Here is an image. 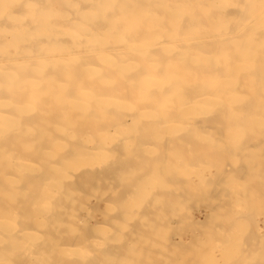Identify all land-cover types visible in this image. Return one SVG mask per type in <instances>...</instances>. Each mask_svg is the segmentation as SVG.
Returning <instances> with one entry per match:
<instances>
[{
  "label": "bare ground",
  "instance_id": "obj_1",
  "mask_svg": "<svg viewBox=\"0 0 264 264\" xmlns=\"http://www.w3.org/2000/svg\"><path fill=\"white\" fill-rule=\"evenodd\" d=\"M243 10L241 12H243ZM260 10L250 15L248 14V18H246V20L244 21L237 20L238 27H233L234 29L232 28V26H234L236 23H230L229 26L232 29H230L229 32L222 31L219 33H210L207 29V32L205 31L204 35H200L199 37L180 36L173 39L164 37L162 39H156L154 42L151 41L155 45V48L154 46L152 47L154 50L152 49V51H149L148 45V50H146L149 52L147 54L143 53L147 56L145 57L147 58V61L145 60L144 56L142 57L143 60H140L141 58H138L139 56L136 53L138 49L143 50L146 48L147 45L142 46L141 43H138L139 45L141 44V46H135V44H133V47L132 44H130L131 48L129 49H126V46H99L96 44L95 46L89 47V49L94 51L88 52L90 56L92 55L91 57H89L88 54V58H85L83 56L85 54L83 53L91 50H85L83 47H77L78 49H74L73 52H70L66 55L57 54V56L55 55L56 57L53 55L54 58H50L49 56L42 53L41 55H38L36 53L32 56L20 55L22 57L20 60H15V58L14 60H12L10 58H7L6 56L4 59H1L4 60V62L2 61L3 63L0 64V264H113V257L117 258V264H152L153 260L152 262L150 260L153 258H151V256H153L152 254H150V258L147 256L150 260H148L150 263L148 261L146 262V260H143L146 256V252L143 255V248L147 249V247L145 246H132L128 249V254L130 253L132 256L133 254L139 255H134V257H138V259H140L141 261H137L136 258V260L133 259L132 257H130L131 255L128 254H125V256L127 255L125 259L123 257L124 255L121 257L117 256V254H113L115 256H112L111 253L113 251H116L117 249V251L120 250L119 248H115L120 245L118 244L119 242L116 243V245H118L115 247L113 246L114 243H111L113 241L112 235L116 237V235H114L113 233H117L118 231V229L116 231V228H112L115 225V218H111L113 221H111V224L109 223V225H113L111 228L113 230L115 229L114 232L110 230L112 235L107 234L111 237L108 236V238H106L107 236L103 232L104 238L102 237L103 240L100 241L101 246H98V242L101 238L99 239V234L97 235V231L91 223L95 214V212L93 214L92 211L93 205H84L82 203V196L85 197V193L90 192L91 196L94 195L97 199L96 202L103 199L110 204L115 201L119 204H123L122 206L119 205L122 212H124L121 213V215L124 214V216H127L128 210L130 209L129 202H131L132 199L140 197L144 194H152V200L144 197V195L141 202L144 201L146 202V204H148L155 201L154 204H156L157 206L154 204H144L143 206V203H139L143 206L140 207V210L144 211L140 214V216H138V218L141 220V222L143 221V223L145 219H149V217H147L148 215H146L147 210L150 211L153 209H157L160 211L161 209H165V212L166 210H170L172 212L173 216H171L173 218H178L177 211H179V209H183V211L184 209H189V211H186L187 214H189L192 206L189 207L185 206L186 204H182L186 202L190 203V201L195 198L194 195L196 193L200 194V192L198 191L200 189L194 191L193 188L195 189V187H192V175L193 173H195V171L193 170V158L196 154V157L198 155L200 156V158L203 156V160H207L204 169H206L211 176H213L214 173L213 169H218V173L220 172L219 176L221 175V178H219L217 173L216 177L218 179H223L222 181H225L226 177L228 179H231L227 182H230L228 186L229 188L227 187L229 190L226 188V185L225 188L227 189V191H221L219 189V192L221 191V193H229L230 195L233 194L234 196H236L235 200L233 201L234 205L232 204L231 207H222L221 205V208L219 210L220 213L218 214L224 215L229 210L228 217L225 216L226 218H224V216L222 215L218 216L223 217L222 222H225L223 224L225 226L226 224H229L231 228L233 226L240 227V225L242 226L243 224L246 228L248 226L250 227L251 225H253L254 227L255 224L258 225V223L252 224L256 222V220L254 221V219L252 218V220H250L249 215H251L253 212L251 211V214L249 212L251 209L253 210L254 207L250 206L252 203H247L249 202V199H244L245 207H247V212L243 210L241 211L242 207H240V205L238 206L237 203L241 202V195L243 193H246V195L248 196L249 193L247 194V189L250 188H247L248 185L245 186L243 184L245 186V189L242 186L241 187L243 189H239V181L242 180L248 183L247 180L249 179L252 180V182L249 184H252L253 182L256 183V181H253L252 178L255 179L258 174L255 175L256 177H253L254 175H252L251 179L250 175L253 174L252 172L254 169L259 170V168L264 163V9ZM14 12H17V10ZM177 12L179 11L177 10ZM90 13L91 12H89V14ZM205 22L207 24L206 20ZM195 32L197 31L195 30ZM33 33L36 35L35 32ZM188 34L189 33H187V35ZM225 41H228L229 43H225ZM146 43L148 42H145L144 45ZM128 50H136L133 53H136L135 56L137 57V59L131 55L133 54L131 51L130 54H127L129 52ZM74 55V58H76V56L79 58V55H82L80 59L84 58L79 62L78 60H76L78 63V65H76L78 67H81V69L82 67L86 69L89 65L92 64L94 66V63L96 62L91 63V61L93 60L105 62L107 66L98 62V64H95V66H99V64H101L102 68H105L103 66H106L105 69L108 76L105 74V71H102V77L99 76L101 75L100 73L98 75V77L100 78L97 77L98 81L96 79L95 81L97 82H95L92 78H96V76H93L89 79L85 78L87 76H83L84 74H86V72L82 71L84 69L79 70V68L76 67V69H71H75L74 71L70 70V72L65 68L64 64H61L59 68H56V66L58 67V63L60 64L64 60L69 62L68 60L72 59ZM129 55H131V57L137 62H140V64H142L141 61H143L144 63L148 62L146 64V67L143 64L142 65L144 68H135L136 65L134 67L129 66V57H127ZM85 56H87V54ZM124 57H126L127 60L123 59ZM86 59H88V61H86ZM5 60H7L6 63ZM70 63L68 65H66V63L65 65L74 66L72 62ZM62 65L64 66V69L61 67ZM147 65L152 66L154 69L146 71L145 68L148 67ZM108 71H111V76L108 74ZM113 73L115 74L113 75ZM82 77H84L85 80ZM108 79H110L112 83H110L111 85L108 87V89H103L104 91L107 90L108 92L101 93L103 91L101 89V86L104 84L106 85V81ZM85 83H88V86H86ZM98 83L100 84V86L98 85ZM228 84H232L236 92L234 90V92L232 93L231 91L233 90L231 89L233 88L232 86L230 88V85ZM137 88L143 89V91H139V94L142 96L136 94ZM99 89L100 91H102L96 92ZM110 90L111 94L116 91L117 94H121V91H124L126 95L130 96L131 98H135V96L137 98L141 97L142 100L139 99L141 101L138 100L139 102H137L138 105H141L139 107L136 105V103H134L135 101H133L136 98L133 100H131L130 97L126 98H129L128 100L130 101V105L133 103L134 107L136 105L140 109H138L137 107L136 109H134L133 106H130L129 103H127L129 107L133 108H130L131 111L136 110L135 112L132 111V114L128 113L129 107H126L125 105L126 99L125 101H123V103L119 102V100L118 102H116V97H118L119 99L123 97V95L122 97H119L121 95L118 96L116 93H114L116 94V96H111L110 94L111 97L109 98L111 99L112 97H115L113 100H116V103L113 100V102L111 100L109 102L107 100L108 97H105L107 101L98 100V97H104L105 95H107V93L109 94ZM228 90L230 92H227ZM125 93L123 94L126 97ZM83 97L87 99H96L97 97L98 99L97 101H85L82 99ZM183 98H185V100H183ZM99 104H101V106H98ZM110 105L114 107H110ZM123 105L125 109H122ZM126 108H128L127 112ZM52 130H54V133ZM55 132H57V135L59 133L60 134L57 136ZM178 148L186 149V153L177 156L180 157V160L185 161L184 164H182L184 166V173L182 174L183 178L178 176L179 173L177 171V168L179 167L176 164L177 161L172 162L171 159L175 157L174 151ZM209 150L214 151V153L210 151L211 153H213L212 155H214V157L219 155V158H216H222V160H225V156H223V158L222 155H226L228 153V155H230L226 157L228 158L231 155L234 156L236 163L228 165V162L231 163V161H228L229 158L228 160L226 158L228 162L226 161L227 163H223L227 165V167H225L224 165L219 167L218 165L222 164V160L220 164H217V159L216 162L213 160L209 161V157L211 156L206 153ZM241 150L244 151L242 152ZM15 151H19L16 154L14 153L15 158L17 157V163L10 160L11 157L14 156L13 152ZM10 155L11 157L9 159L8 156ZM129 155L134 157L132 161H135V159L139 161V166L138 162L135 161V163H137L136 166L139 168V172H137L136 175H126L124 172V170L128 169V167L126 166L127 161L131 160V156ZM232 156L230 158H232ZM243 158H249L253 160L251 162V160L247 159V172L242 169L243 167L245 169L244 165H246L241 162ZM249 161L252 164L255 161V164L251 166L252 168L248 166L250 165ZM130 163L132 162L130 161ZM199 163L203 162L199 159ZM260 164L261 166L258 167ZM200 166L202 167L203 165ZM232 166L235 169H233ZM133 170L130 171L133 172ZM242 170L245 172H243ZM256 170H254V172ZM256 173L258 172H255V174ZM261 174H264V172ZM202 175L199 174L200 177ZM243 177H245V180H243ZM43 178H47L46 182H50V184H52L54 188L51 189V187L49 186H45V189H43L42 187V190H40L41 188H37V191L36 189L34 191V194L35 192L37 194H35L36 196H34V194H31V192L34 190L33 186L38 185L36 182L40 180L41 182L38 183L40 185L41 183L42 185H45L43 184ZM116 178H118L117 182L119 181L121 186L120 184L115 185V183L113 182V180ZM218 179L217 181H220L221 183L222 181ZM233 180H235L234 182H237L236 186H233ZM262 181L263 180H261L260 182ZM214 182L215 181L213 180V183L210 182L211 184H207L212 185L214 184ZM216 182L215 184H217ZM198 183L200 184V182ZM224 184H226V182ZM259 184L260 183H258V185ZM149 186H151L153 189L157 188V190H147V187ZM215 186L216 185H214V187ZM261 186L262 184L260 185V187ZM98 188L100 189L98 190ZM202 188H204V186ZM148 189H150V187ZM255 189L256 187L254 186V190ZM251 190L252 189H250L249 191L252 194L253 190ZM193 191L195 193L194 195H192L194 196L193 199H191L190 195L193 193ZM205 192L203 193V190L201 191L202 194H205ZM208 192L209 195L213 192L214 196H218L221 194L218 193V191L216 192L213 188H211V190H209ZM215 192L218 194H216ZM262 192L264 193V190ZM213 193L211 194V196L213 195ZM28 194H31L33 197L27 199V196H29ZM176 194H178V196H181V198H184V202L181 199H177L176 196L174 198V195ZM197 194L196 196H199V199L203 197L202 194L201 198L200 195ZM206 194L208 195V193ZM251 194H249V197H251L252 199V196L256 195L257 193H253V195ZM87 195L86 197L88 198ZM217 196L215 198H219L220 200V197ZM90 197L88 198V200H91L92 197ZM260 197L262 196L260 195ZM253 198L257 197L255 196ZM175 200H179V202H174ZM213 200L211 202L212 204ZM219 200H217L218 206L216 205L218 208ZM196 201L197 200H195V202ZM206 201L210 202V200ZM94 203L92 202V204ZM161 203H164L165 205L158 206V204ZM175 203H179L180 205H176ZM197 203H199V201H197ZM193 204H195L194 206H196V203L193 202ZM202 204L204 205L200 204L198 207H196L198 210V214L197 216H195V218L198 220L212 218L209 224L212 225L213 222V227H216L214 226V224H216V221L214 220H218L219 218L215 217L213 219L214 216L210 218L209 211H216L217 208L215 207V210L213 208V205L208 206V203L206 202H202ZM228 204L229 203H227L226 205L228 206ZM255 204V208L258 207ZM119 206H116V208L118 207L119 209ZM245 207L244 209H246ZM249 207H251L250 210ZM116 208L114 207V209ZM262 209L264 208L262 207ZM106 212L108 214V211ZM112 213L113 212L109 211V214ZM133 213L134 212H132V215L135 214ZM262 214L264 213L262 212ZM112 215L116 216L115 221L117 220V223L121 222V220L118 221L121 217L122 220L125 221L124 216L120 217L119 213L118 215L115 213ZM132 215L131 217H134ZM253 215H256V213L252 214L251 217ZM107 216L108 215H106V217ZM117 216H119V219ZM172 217H169L168 219H172ZM138 218L135 220H139ZM163 220L165 219H162V221ZM180 220H177V223ZM220 220L219 223H222L220 222ZM95 222L97 223V221ZM137 222L141 223L139 221ZM133 224L134 225L130 223V225L135 228V221L133 222ZM191 224L193 225L194 223ZM196 224H199L198 221ZM118 225L116 224V227H119ZM123 225H126V223L124 224L123 222ZM139 225L140 224H138V226ZM179 225L180 224H177V229L180 228ZM163 226H165V224ZM181 226L183 227V223ZM152 227H154L155 229V226ZM199 227L201 228L202 226L199 224ZM129 228H127V230H129ZM185 228L187 229V227ZM209 228L210 227H208V229ZM246 228L244 232L250 236V234H248L249 228ZM122 229H119V231H124ZM135 229H139H137V225ZM208 229L205 228L204 230L206 232L204 231V233L212 231L210 229L208 231ZM239 229L240 228H238V232ZM140 230L138 231L139 233ZM173 230H175V228L172 229V231ZM179 230L181 231L182 228ZM225 230V227L222 226L221 232ZM247 230L248 232H246ZM187 231L188 230H186L185 233ZM240 231H242V229ZM250 231L253 232L251 230V227ZM244 232H242V234L245 235ZM167 233L170 234L169 230ZM190 233L193 232L190 231ZM100 234L102 235L101 232ZM123 234H121V237ZM130 234L131 232L129 233V238L131 240V238H133L134 236H131ZM140 234L142 236V233ZM224 234L226 233L224 232L223 235ZM150 235H152V232H150ZM181 236L180 238L183 239L184 237L182 238ZM240 237L241 236H239L237 240L235 239L236 242ZM158 238H160V236ZM244 238L247 239L248 236H245ZM256 238L257 237H255V240L254 238L251 240H253L254 242L258 241L259 239L261 240V238H259L258 240H256ZM230 239L228 240L232 243L233 240ZM242 239L243 238H240V241L238 243H241ZM245 239L242 242L246 241ZM191 240H193V238ZM225 240H227V238H222V240H220L222 241V243L218 247H222L221 252H223L224 249H226V251H229V249L232 250V246H227V242H224ZM164 241L167 242V240ZM179 241L181 240L179 239ZM208 241H206V243ZM247 241L250 242L249 239H247ZM247 241L246 244H244L245 242L242 244L241 249L239 247L241 251H244L243 245L246 246L245 249H247L249 245L252 246L253 243L249 244L247 243ZM151 243L154 244L153 241ZM164 243L165 242H163L162 244ZM231 243L228 244L231 245ZM202 244H204V242ZM232 244H235V242ZM237 244H235V246H237ZM192 245L193 244H191V246ZM157 246H159V243ZM174 246L177 247L178 245L176 244ZM188 246L189 244L187 245V247ZM225 246L230 248L227 249L225 248ZM252 247L249 248L253 249L255 248V245L253 248ZM123 248L121 247L122 250ZM150 248L148 247L149 250ZM172 248L171 251L174 250L176 254L177 252L175 248ZM198 248L200 249V246H198ZM177 249L179 250V248ZM236 249L238 248H235V250ZM161 250L164 251L162 248ZM167 251L169 254H171V252H169L170 249L166 250V252ZM161 252H157L159 256L160 254H162ZM236 252H232L231 254H236ZM147 253H150V251ZM168 253H166V256ZM182 253H180V255ZM238 253L236 255L239 256ZM189 254L191 253H188V255ZM252 254H247L245 256L251 258L252 261L254 259L256 260L257 257H264V255H260V253L254 255ZM186 255H184V257H186ZM212 255L213 254L208 256ZM159 256L157 255V257ZM162 256L166 257L165 254ZM212 257H215V255H213ZM231 258L232 257H230V261L232 260ZM198 259L199 258L197 255V257L194 258L195 261H193L195 263H198ZM222 259L223 260L221 261L225 263V260H227L228 258L226 259L222 257ZM251 259H248V261H251ZM155 260L154 263H156ZM170 260L169 262H173V259L171 261ZM236 261L237 260H232V262ZM254 261L250 262V264H258L257 261ZM167 262H165V264H167ZM232 262L229 263L232 264ZM237 262L239 263L236 264L242 263V261ZM218 263L219 262H217V264ZM198 264H200V262Z\"/></svg>",
  "mask_w": 264,
  "mask_h": 264
},
{
  "label": "rangeland",
  "instance_id": "obj_2",
  "mask_svg": "<svg viewBox=\"0 0 264 264\" xmlns=\"http://www.w3.org/2000/svg\"><path fill=\"white\" fill-rule=\"evenodd\" d=\"M230 3H228V2ZM262 1V2H261ZM81 2H83V3H81ZM88 2V3H87ZM232 2V3H231ZM60 3V4H59ZM252 3V4H251ZM22 4H23V6L25 7H23L22 6ZM232 4V5H231ZM238 4V5H237ZM100 5V6H99ZM181 5V6H180ZM234 5V6H233ZM101 6H102V8H101ZM116 6V7H115ZM222 6V7H221ZM239 8H238V7ZM246 6H248V7H246ZM250 6V7H249ZM230 7V8H229ZM23 8V9H22ZM68 8V9H67ZM247 8V9H246ZM238 9V10H237ZM244 9V10H243ZM260 9H264V0H82V1H80V0H44V2H43V0H0V34H4V35H0V64L1 63H3L4 62V60H1V59H4L5 58V56L7 57V58H10V59H12V60H14V58H15V60H20L22 57L21 56H32V55H34V54H40L41 55V53L42 54H45V55H47V56H49L50 58H52L53 57V55L55 56H57V54H59V55H66V54H68V53H70V52H73L74 51V49H78L79 47H83L85 50H91V49H89V47L90 46H95L96 44L97 45H99V46H108V45H110V46H126L125 48L126 49H129V48H131V46H130V44H132V47H133V44H135V46H141V44H142V46H146V48L145 49H143V50H146L147 49V47H148V45H149V47H148V49H149V51H152V47L154 46V48H155V45L151 42V41H155L156 39H162V38H171V39H173V38H178V37H180V36H195V37H199L200 35H204V33H205V31L207 32V29H208V32H215V33H219V32H222V31H226V32H229V30L230 29H232L233 27L234 28H236V27H238L237 25H238V21L240 20V21H244V20H246V18H248V14L250 15V14H252V13H255L256 11H259ZM17 10V12H14V11H16ZM19 10V11H18ZM177 10L179 11V12H177ZM233 10V11H232ZM236 10V11H235ZM243 10V12H241ZM91 12L90 14H92V15H90L89 14V12ZM182 13H181V12ZM246 11V12H245ZM261 11V10H260ZM24 12V13H23ZM73 12V13H72ZM240 12H241V14H240ZM244 12H245V15H244ZM240 14V15H239ZM52 15V16H51ZM73 15V16H72ZM129 15V16H128ZM188 15V16H187ZM20 16V17H19ZM74 17V18H73ZM7 18V19H6ZM30 20H29V19ZM53 18V19H52ZM58 18V19H57ZM61 20H60V19ZM196 18V19H195ZM239 18V19H238ZM9 19V20H8ZM56 19V20H55ZM96 19V20H95ZM204 19V20H203ZM205 20L207 21V24H206V22H205ZM238 20V21H237ZM3 21V22H2ZM60 21V22H59ZM145 21V22H144ZM67 22V23H66ZM8 23V24H7ZM217 23V24H216ZM230 23H236L234 26H232V28H230V26H229V24ZM186 24V25H185ZM119 25H121V26H119ZM171 29H170V28ZM183 27H184V29H183ZM195 28V29H193V28ZM199 27V28H198ZM59 28V29H58ZM191 28V29H190ZM201 28H202V30H201ZM204 28V29H203ZM206 28V29H205ZM233 28V29H234ZM181 29H182V31H181ZM199 31H198V30ZM210 29H211V31H210ZM57 30V31H56ZM58 30H60V31H58ZM193 30H194V32H193ZM195 30L197 31V32H195ZM13 31V32H12ZM51 31V32H50ZM62 31V32H61ZM179 31H181V32H179ZM29 32V33H28ZM33 32H35L36 33V35L33 33ZM189 33L188 35H187V33ZM192 32V33H191ZM37 33H38V35H37ZM48 33V34H47ZM198 33V34H197ZM5 34H7V35H5ZM9 34V35H8ZM21 34V35H20ZM24 34V35H23ZM25 34H27V35H25ZM30 36H29V35ZM33 34V35H32ZM128 34V35H127ZM138 35V36H137ZM154 35V36H153ZM164 35V36H163ZM8 36V37H7ZM148 36V37H147ZM152 36V37H151ZM22 37V38H21ZM61 37V38H60ZM64 37V38H63ZM68 39H67V38ZM5 38V39H4ZM24 38V39H23ZM142 38V39H141ZM144 38H145V40H144ZM70 40V41H69ZM72 40V41H71ZM122 40V41H121ZM133 40V41H132ZM137 40V41H136ZM131 41V42H130ZM34 42V43H33ZM122 42V43H121ZM126 42V43H125ZM143 42V43H142ZM145 42H148V43H146L145 45H144V43ZM7 43H8V45H7ZM51 43V44H50ZM62 43V44H61ZM64 43V44H63ZM138 43H141L140 45L138 44ZM225 43H229L228 41H225ZM224 43V44H225ZM12 44V45H11ZM22 46H21V45ZM33 45H35V46H33ZM59 45V46H58ZM75 45H76V47H75ZM152 45V46H151ZM130 46V47H129ZM4 47V48H3ZM36 47V48H35ZM78 47V48H77ZM128 47V48H127ZM3 48V49H2ZM9 48H11V49H9ZM13 48V49H12ZM26 48V49H25ZM147 49V50H148ZM10 50V51H9ZM14 50V51H13ZM19 50V51H18ZM142 50V49H141ZM141 50H137V55L139 56L138 58H141L140 60H143L142 59V57L144 56V58L145 57H147L146 55H144L145 53L147 54L149 51H141ZM154 50V49H153ZM36 51V52H35ZM41 51V52H40ZM47 51V52H46ZM50 51V52H49ZM94 50H91V51H86L85 53H83V54H87V56H85V55H83L82 53V55L86 58H88V52H93ZM129 52L127 53V54H130L131 52L133 53V52H135L136 50H134V51H132V50H128ZM131 51V52H130ZM156 51V50H155ZM3 52V53H2ZM17 52V53H16ZM19 52V53H18ZM25 54H24V53ZM127 52V51H126ZM10 53H12V54H10ZM55 53V54H54ZM136 53H133V54H131L132 56H134V58H136L137 59V57L135 56L136 55ZM144 53V54H143ZM6 54H8V55H6ZM29 54V55H28ZM162 54V53H161ZM21 55V56H20ZM44 55V56H45ZM82 55H79L80 57L82 56ZM131 55H129V56H127V57H129V66H132V67H134L135 65V68L137 67V68H139V67H143V65H145V67H146V64L148 63H144L143 61H141L142 62V64H140V62H137L135 59H133L132 57H131ZM142 55V56H141ZM4 56V57H3ZM55 56V57H56ZM92 56V55H91ZM90 56V54H89V57H91ZM75 57V55L72 57V59H70V60H68L69 62H67L66 60H64L62 63H58V67L56 66V68H59L60 67V65L61 64H64V66H65V68L67 69V70H71V69H73V68H75L76 69V67L77 68H79V70L81 69V67H78L77 65H78V63H77V61L76 60H78V62L79 61H81L82 59H84V58H82V59H80V57L78 58L77 56H76V58H74ZM111 57V56H110ZM131 57V58H130ZM17 58V59H16ZM54 58V57H53ZM90 59V58H89ZM108 59H112V58H108ZM123 59H125V60H127L126 59V57H124ZM130 59H131V61H130ZM145 60L147 61V58H145ZM3 61V62H2ZM86 61H88V59H86ZM91 61V60H90ZM7 62V60H5V63ZM70 62H72V64H74V66H72V68H71V66L69 67V66H66V65H68ZM75 62V63H74ZM92 62H96V63H94V66H93V64L92 65H89L86 69L85 68H83L82 67V69H84V70H82V71H84V72H86V74H84L83 76L85 77V76H87V77H85L86 79H89V78H92L93 76H96V78H92V79H94L93 81H95L96 79H97V77H98V75L101 73V75H99L100 77H102V71L104 72H106V66H107V64H105V62H102V61H98V60H93V61H91V63ZM102 63V64H105L106 66H103V67H105V68H102L101 67V64H99V66H95V64L97 65L98 63ZM67 63V64H66ZM90 63V64H91ZM131 63V64H130ZM66 64V65H65ZM71 64V63H70ZM77 64V65H76ZM140 65V66H139ZM142 65V66H141ZM63 65L61 66L62 68L64 67ZM148 67H150V68H145V70L147 71V70H151V69H154L152 66H150V65H147ZM68 67V68H67ZM92 68H93V70H92ZM102 70H101V69ZM144 68V67H143ZM64 69V68H63ZM74 69V70H75ZM87 69H88V71H87ZM97 69V70H96ZM74 70H71V71H74ZM134 70V69H133ZM141 70H143V69H141ZM66 71V70H65ZM70 71V72H71ZM68 72V71H67ZM93 72V73H92ZM109 73V75L111 76V71H108ZM97 74V75H96ZM106 75H107V72L105 73ZM115 73H113V75H114ZM106 75H104V76H106ZM112 75V76H113ZM108 76V75H107ZM84 77H82L84 80H85V78ZM100 77H98V78H100ZM109 78V77H108ZM97 81H98V79H97ZM97 81H95V82H97ZM110 83H112V81H110V79H108L107 81H106V85L104 84V85H102L101 86V89L103 90H105V89H108V87L111 85ZM86 84V83H85ZM88 84V83H87ZM86 84V86H88ZM108 84V85H107ZM98 85L100 86V84L98 83ZM185 85V84H184ZM228 85H230V88H231V86H232V84H228ZM104 86H107V87H104ZM104 87V88H103ZM153 88H155V87H153ZM153 88H152V90H153ZM229 88V89H230ZM232 88H233V86H232ZM142 88H137V93L136 94H138L139 96H142V95H140L139 94V91H143V89L141 90ZM101 90V91H102ZM100 91V89L98 90V91H96V92H101V93H106V92H108L107 90L106 91ZM231 90H233V91H231L232 93L234 92V88L233 89H231ZM135 91V90H134ZM113 92V91H112ZM119 92V91H118ZM125 93L124 91H121V94L119 93V94H117V91L116 92H113V94H111V90H110V92H109V94L107 93V95H105L104 97H101V99H100V97H96V99L95 98H85V97H83L82 99L83 100H85V101H97V99L100 101V100H104V101H109L110 102V100L112 101L115 97H112L111 99H109L112 95H115L116 96V94L119 96V95H121V96H119V97H122V95H123V97L121 98V99H119L118 97H116L115 99L117 100H113L114 102L116 101V102H118V100H119V102H121V103H123V101H125V99L127 98V97H130V96H127L126 95V93H125V95H126V97L124 96V94L123 93ZM191 92V91H190ZM196 92H198V91H196ZM227 92H230L229 90L227 91ZM235 92H236V90H235ZM114 93H116V94H114ZM130 93V92H129ZM133 93V92H132ZM110 94H111V96H110ZM134 94H135V92H134ZM105 97L107 98L108 97V99L106 100L105 99ZM104 98V99H103ZM131 98V97H130ZM136 98V99H135ZM135 98L134 97H132L131 98V100H133V99H135V100H133V101H135L134 103H136V105L139 107V106H141V105H138V103L137 102H139V101H141L142 99H141V97L140 98H137L136 96H135ZM129 99V98H128ZM128 99H126V101H125V105H126V107H129L128 105H127V103H129V105H130V101L128 100ZM139 99H141V100H139ZM139 100V101H138ZM183 100H185V98H183ZM101 101V102H102ZM112 101V102H113ZM127 101H129V102H127ZM115 102V103H116ZM120 103V104H121ZM132 103V102H131ZM102 104V103H101ZM101 104H99L98 106H101ZM122 105V104H121ZM120 105V106H121ZM135 105V107L133 106V103L130 105V106H133V108L134 109H136V106ZM110 107H114V106H112V105H110ZM137 107V108H138ZM54 108V107H53ZM59 108V107H58ZM130 108L131 107H129V112L128 113H130V114H132L133 112L132 111H134V110H130ZM133 108H131V109H133ZM122 109H125L124 108V105H123V108ZM127 110H126V112L128 111V108H126ZM138 109H140V108H138ZM131 111V112H130ZM136 111V110H135ZM134 111V112H135ZM126 115H129V114H126ZM74 126H77V125H74ZM53 131V133H54V130H52ZM56 133V135H57V132H55ZM59 133V132H58ZM60 134V133H59ZM58 134V135H59ZM57 135V136H58ZM54 136H55V134H54ZM251 140V139H250ZM248 141V140H247ZM178 150V151H177ZM185 150L186 149H183V148H178V149H176L175 151H174V153H175V157H177V156H179V155H181V154H183V153H186L185 152ZM207 151V150H206ZM205 151V152H206ZM211 150H209L208 152H206L209 156H211V157H209V161L210 160H213V161H217V164H220L221 163V160H222V158H220V159H217V158H219V155L218 156H215L214 157V155H212L213 153H214V151H211V152H213V153H211L210 152ZM242 152L244 151V150H241ZM19 152V151H18ZM18 152H13V154L15 153H18ZM11 153V152H10ZM210 153H211V155H210ZM225 153H227V152H225ZM245 153V152H244ZM12 154V155H13ZM15 154H14V156L13 157H11V155L10 156H8V158L10 159V157H11V161H15L16 163H17V157L15 158ZM197 155V154H196ZM196 155H195V157L193 158V160H194V171H195V173H193V175H192V187H195V189L193 188V190L194 191H197L198 189H200V190H198L199 192H200V194H197V195H200V198L202 197L201 196V191L203 190V193L205 192V194H202L203 195V197L201 198V199H199L197 196H196V194L194 195V191H193V193L190 195V198L191 199H193V197L195 196V198L193 199V200H191L190 201V203H188V202H186V203H183L182 205H185V206H189V207H191L192 206V209L190 210V213L189 214H187V212L186 211H189V209H184V211H183V209H179V211H177V217L178 218H173L172 216V212L170 211V210H166V212H165V209H161L160 211L159 210H157V209H153V210H147V214L146 215H148L147 217H149V219H145V221H144V223H143V221L141 222V220L138 218V216H140V214L141 213H143V211L142 210H140L141 208L140 207H143L144 206V204L145 205H149V204H154L155 203V201H153L152 203H148V204H146V202H141L142 201V197L144 196V197H146V198H149V200H152L153 198H151L152 197V194H144V195H141L140 197H136V198H134V199H132L131 200V202H129V206H130V209L128 210V214H127V216H124V214H122L121 215V213H124V212H122V210H121V207L119 206V205H123V204H119L118 202H112L111 204L110 203H107L105 200H100V201H98V202H96V198H95V196L94 195H92L91 196V194H90V192L89 193H85V197H83L82 196V203L84 204V205H93V208H92V211H93V214H94V212H95V214H94V218H93V220L91 221V223H92V225L95 227V229H96V231H97V235H98V237H99V245L98 246H101V242L100 241H102L103 239H102V237H103V232H104V234H106V238H108V236H110V235H112V233H111V231H113L114 232V230L112 229V228H116V231H117V229H118V231H117V233H113L114 235H116V237L115 236H113L112 235V239H113V241L111 242V243H114L113 244V246L115 247V246H117L118 244H120L119 246H117V247H115V248H119L120 250L119 251H113L111 254H112V256H115V255H113V254H117V256H123L124 257V259H125V257H127V255L125 256V254H128V249L130 248V247H140V246H145V247H147V249H148V247L150 248V250L148 249V251H147V249L145 248H143V250H144V252H143V255L145 254V252H146V256L144 257V259L143 260H146V262L149 260V256H151L150 254H152L153 256H151V258L152 259H150L151 260V262H152V260H153V262H152V264H161V262H162V264H165V262H167V264H169V263H171V264H196L194 261L197 259H195L194 260V258L195 257H197V255H198V260L197 261H199L200 262V264H217V262H219V263H221V264H225L227 261V263L226 264H231V263H229V262H232V260L233 261H235V260H237V261H242V263H240V264H250V262H253L252 261V259L251 258H248V257H246L245 255H247V254H249V255H251L253 252V254L252 255H254V254H259L260 253V255L261 254H263L264 255V214H262V212L264 213V209H262V207L264 208V193L262 192L263 190H264V174H261V173H263L264 172V167H263V165H264V163L262 164V166H261V164L258 166V167H260V168H262V169H260L259 168V170H256V169H254V170H256L255 172H258V173H256L255 174V172H254V170H253V174H251L250 176V179L252 178V175H254L253 177H256L255 175H257V177L254 179V178H252L253 179V181H256V183L255 182H253L252 184H249V183H251L252 182V180H247V182L248 183H246V181H242V180H240L239 181V189H241L242 187L245 189V186L246 185H248L247 186V188L248 187H250V188H246L247 189V194L249 193V194H251V192L249 191L250 189H252L253 191H256V192H253L252 190V194L251 195H253V193L255 194V193H257L256 195H254V196H252V199H251V197H249V194H248V196L246 195V193H243L242 195H241V197H242V199H241V202L240 203H237L238 204V206L240 205V207H242L241 208V211L243 210V211H245V212H247L246 210H247V207H245V201H244V199L246 198V200H248L249 202L250 201H253L254 199L256 200V202H255V200L253 201V202H247L248 204H251L250 206L252 207H254L253 208V210L251 209V207H249V210H250V214L252 213V214H254V213H256V215H253L252 217H251V215H249V217H250V220H252V219H254V221L256 220V222H254V223H252V224H255V223H258V225H256L255 224V227H257V228H255L253 225H251L250 227H251V230L253 231V232H251L250 231V227L248 226L247 228L245 227V225L243 224L242 226H244V227H242L241 225H240V227L239 226H233L232 228H231V226H229V224L227 225L226 224V226L223 224V223H225L224 221L222 222V218L223 217H218V216H224V218H226V217H228V212H229V210L227 211V213L226 214H218V213H220V208H221V205H222V207L223 206H225V207H231V205L233 204L234 205V203H233V201L235 200V197L236 196H234L233 194H229V193H221V191H227V189L229 188L228 186H229V184H230V182L229 183H227L229 180H231L230 178L228 179L227 177L225 178V181H222L221 179H218L216 176H217V173H218V169H213V176H211L208 172H207V170L206 169H204V167H205V164H206V162H207V160L205 161V159L203 160V156L200 158V156L198 155L197 157H196ZM230 155V154H229ZM228 155V153L226 154V155H222V157L223 156H225V160L223 161L222 160V164L221 165H218L219 167L220 166H225V167H227V165H225L224 163L228 160V158H229V160L228 161H231V163H229L228 161V165L229 164H233V163H236L235 162V158H234V156H232V158H230V157H226V156H229ZM17 156V155H16ZM129 156H131V155H129ZM175 157H173V158H171L172 159V162H176V164L178 165V167L179 168H177L178 170V176L179 177H182L183 178V173H184V166L182 165V164H184V162L185 161H183V160H180L179 158L180 157H177V158H175ZM217 157V158H216ZM221 157V156H220ZM197 158H198V160H197ZM213 158H215V159H213ZM224 158V157H223ZM226 158H227V160H226ZM16 159V160H15ZM131 160H128L127 161V163H126V166L128 167V169H126V168H124V169H126V170H124V172H125V174L126 175H136L137 174V172H139L138 170H139V168L136 166V164L137 163H135V161H137V159H135V161H132L133 159H134V157L133 156H131V158H130ZM175 159V160H174ZM199 159H200V161H202L203 163H199ZM217 159V160H216ZM233 159V160H232ZM247 159H249V158H247ZM247 159L246 158H243L242 160H241V162H243V164H246L248 161H247ZM220 160V161H219ZM244 160V161H243ZM245 160H246V162H245ZM249 160H251V162L253 161L252 159H249ZM130 161L132 162V163H130ZM232 161H234V162H232ZM264 161V160H263ZM138 162V166H139V161H137ZM141 162V161H140ZM196 162H197V164H196ZM224 162V163H223ZM226 162V163H227ZM245 162V163H244ZM250 161H249V164L250 165H248V166H250V168H252L251 166H253L254 164H255V161H254V163L252 164ZM199 163V164H198ZM129 164V165H128ZM134 164H135V166H134ZM248 164V163H247ZM247 164L246 165H244L245 166V169H244V167L242 168L243 170H245L246 171V168H248V167H246L247 166ZM133 165V166H132ZM180 165V166H179ZM200 165H203L202 167L200 166ZM234 165H236V164H234ZM131 166V167H130ZM133 167V168H132ZM136 168V169H135ZM199 168V169H198ZM200 168H202V169H200ZM232 168L233 169H235L233 166H232ZM136 171H134V170ZM130 170H133V172L132 171H130ZM202 170H204V171H202ZM206 170V171H205ZM242 170V171H243ZM262 170V171H261ZM126 171H127V173H126ZM193 171V172H194ZM245 171H243V172H245ZM252 171V170H251ZM260 171V172H259ZM247 172V171H246ZM199 174L200 175H202L201 177L199 176ZM206 174V175H205ZM219 174H220V172L218 173V176H219ZM181 175V176H180ZM210 175V176H209ZM195 176V177H194ZM221 176V175H220ZM219 176V178H221ZM200 177V178H199ZM212 178V179H211ZM234 178V177H233ZM242 178V177H241ZM262 178V179H261ZM51 179V178H50ZM207 179V180H206ZM217 179L218 180H221L222 182L220 183V181H217ZM226 179H227V181H226ZM43 181H44V183L43 184H45V185H42V183H41V185L39 184L40 182H41V180L40 181H38V182H36L38 185H35V186H33V188H34V190L31 192V194H34V191H35V189H36V191H37V188H41L40 190H42V187H43V189H45V186L47 187V186H49V187H51V189H53L54 187L52 186V184H50V182H46V180H47V178L45 179V178H43L42 179ZM117 180H118V178H116V179H114L113 180V182L115 183V185H118V184H120V182L118 181L117 182ZM200 180H202V181H200ZM213 180L217 183V184H215V182H214V184H212V185H209V184H207V183H213ZM243 180H245V177H243ZM259 180V181H258ZM261 180H263L262 182H260ZM49 181V180H48ZM51 181V180H50ZM235 180H233V186H236L237 185V182H234ZM241 181H242V183H241ZM53 182V181H52ZM198 182H200V184L198 183ZM202 182V183H201ZM204 182H206V183H204ZM226 182V184H224ZM244 182V183H243ZM260 183L259 185H258V183ZM54 183V182H53ZM210 183V184H211ZM235 183V184H234ZM201 184H204V185H201ZM218 184H222V185H218ZM245 186H244V185ZM262 184V186L260 187V185ZM40 185V186H39ZM196 185V186H195ZM199 185H201L202 187L204 186V188H202L201 186H199ZM207 185V186H206ZM214 185H216L215 187H214ZM218 185V186H217ZM225 185H226V188H225ZM120 186H121V184H120ZM213 186V187H212ZM221 188H220V187ZM224 186V187H223ZM242 186V187H241ZM253 188H252V187ZM254 186L256 187V189L254 190ZM257 186H258V188H257ZM150 187V189H148ZM149 187H147V190H152L153 188L151 187V186H149ZM196 187H199V188H196ZM201 187V188H200ZM223 187V188H222ZM208 190H207V189ZM211 188H213L216 192L218 191V193H221L220 195H215L214 196V193H213V195L211 196V194L209 195V190H211ZM236 188H238V187H236ZM242 188V189H243ZM261 188H262V190H261ZM39 189H38V191H39ZM91 189V188H90ZM100 188H98V190H99ZM219 189L221 190L220 192H219ZM260 189V190H259ZM153 190H157V188H154ZM205 190V191H204ZM229 190V189H228ZM86 192V191H85ZM94 192V191H93ZM215 192V193H216ZM259 192V193H258ZM262 192V193H261ZM206 193H208V195L206 194ZM218 193H216V194H218ZM29 195V196H27L28 198L27 199H30L31 197H33L32 195ZM35 194H37L36 192H35ZM34 194V196H36ZM88 194V195H87ZM228 194H229V196H228ZM258 194H259V196H258ZM84 195V194H83ZM86 195L88 196V198L90 197L91 198V200H88V198L86 197ZM90 195V196H89ZM100 195H101V193H100ZM192 195H194V196H192ZM205 195V196H204ZM232 195H233V197H232ZM260 195L262 196V197H260ZM94 196V197H93ZM175 196H176V198L177 199H181L183 202H184V198H181V196H178V194H176V195H174V198H175ZM192 196V197H191ZM209 196H210V198H209ZM220 197V200H219V198L217 199V198H215V197ZM221 196H222V198H221ZM228 198H227V197ZM243 196H245V197H243ZM257 197V198H253V197ZM173 197V196H172ZM212 197V198H211ZM95 198V199H94ZM198 198V199H197ZM213 198H214V200H213ZM84 199V200H83ZM86 199V200H85ZM226 199V200H225ZM231 199H232V202H231ZM262 199V200H261ZM148 200V199H147ZM181 200H180V202H181ZM195 200H197V201H199V203H197V201L195 202ZM206 200H210V202L209 201H206ZM212 200H213V204L211 203L212 202ZM217 200H219V208L217 207L218 206V202H217ZM223 200V201H222ZM86 201V202H85ZM90 201V202H89ZM94 203V204H92V202ZM179 202V200H175L174 202ZM203 203H208V206H212L213 205V208L216 210V208H217V210L216 211H213V210H210L209 212H210V218L211 217H213V219L216 217V218H219L218 220L216 219V220H214V221H216L215 223L216 224H214V226H216V227H213V222H212V225H210L209 224V222L211 221V219H201V220H198V219H196L195 218V216H197V208L196 207H198L200 204L201 205H204V204H202V202ZM221 201V202H220ZM261 201H262V203H261ZM103 202V203H102ZM193 202L194 203H196V206H194L195 204H193ZM216 202V203H215ZM223 202V203H222ZM231 202V203H230ZM259 202V203H258ZM91 203V204H90ZM116 203H118V204H116ZM139 203H143V206H142V204L140 205ZM157 203V202H156ZM227 203H229L228 204V206L226 205ZM256 203V204H255ZM107 204V205H106ZM114 204V205H113ZM140 205V206H138V205ZM176 205H180L179 203H175ZM193 204V205H192ZM254 204L256 205V206H258V207H256L255 208V206H254ZM29 205V204H28ZM154 205H156V204H154ZM159 205H165L164 203H161V204H158V206ZM206 205V204H205ZM215 205V206H214ZM217 205V206H216ZM261 205H263V206H261ZM107 206V207H106ZM116 206H119V209H118V207L116 208ZM133 206H136V207H133ZM157 206V205H156ZM238 206H236V207H238ZM113 209H112V208ZM114 207L116 208V209H114ZM216 207V208H215ZM244 207L246 208V209H244ZM261 209H260V208ZM98 208V209H97ZM136 208V209H135ZM138 208H139V210H138ZM194 208V209H193ZM258 208V209H257ZM110 209V210H109ZM135 209V210H134ZM258 210V215H257V210ZM260 209V210H259ZM112 210V211H111ZM121 210V211H120ZM99 211V212H98ZM106 211H108V214H107V212ZM109 211L110 212H113L112 214H117L118 215V213H119V215H120V217L121 216H124V219H125V221L124 220H122V217L119 219V216H117L118 217V221H120L121 220V222H118L117 223V220L115 221V219H116V216H114V215H112V214H109ZM116 211V212H115ZM140 211H142V212H140ZM149 211V212H148ZM156 211V212H155ZM213 211V212H212ZM218 211V212H217ZM252 211V212H251ZM118 212V213H117ZM132 212H134L133 214L134 215H132ZM137 212H139V213H137ZM212 212V213H211ZM105 213H106V215H108L107 217H106V215H105ZM137 213V214H136ZM149 213H150V215H149ZM160 214V215H158V214ZM169 213V214H168ZM186 213V214H185ZM261 213V214H260ZM104 214V215H103ZM183 214V215H182ZM191 214V215H190ZM193 214V215H192ZM212 214V215H211ZM216 214V215H215ZM131 215L132 216H134V217H131ZM153 215V216H152ZM172 215V216H171ZM187 215V216H186ZM233 215V214H232ZM100 216H101V218H100ZM109 216H112V217H109ZM159 216V217H158ZM162 216V217H161ZM183 216H185V217H183ZM190 216V217H189ZM192 216V217H191ZM226 216V217H225ZM104 217V218H103ZM109 217V218H108ZM129 217V218H128ZM152 217V218H151ZM169 217H172V219H168ZM188 217V218H187ZM99 218V219H98ZM111 218H115L114 219V222H115V225L112 227L111 225H109V223L111 224V221H113ZM139 219V220H135V219ZM151 218V219H150ZM159 218H160V220H159ZM187 218V219H186ZM220 218H221V220H220ZM252 218V219H251ZM256 218V219H255ZM102 219H104V220H102ZM153 219V220H152ZM158 219V220H157ZM162 219H167L166 220V222H165V220H163L164 221V224H165V226H163L164 224H163V221H162ZM183 221H181V220ZM135 221V228H136V225H137V229L138 230H136L133 226H131L130 225V223H132V225H134L133 224V222ZM177 220H180L178 223H177ZM204 220V221H203ZM219 220H220V222H222V223H219ZM249 220V221H250ZM95 221H97V223L95 222ZM110 221V222H109ZM137 221H139V222H141L142 223V225H141V223H138ZM154 221V222H153ZM158 221V222H157ZM184 221H185V223H184ZM197 221H198V223L202 226L201 228L199 227V224H196L197 223ZM113 222V223H114ZM123 222H124V224L126 223V225H123ZM150 222H152V223H150ZM196 222V223H195ZM208 222V223H207ZM246 222V221H245ZM150 223V224H149ZM157 223V224H156ZM182 223H183V227L181 226L182 225ZM191 223H194L193 225L191 224ZM227 223H228V221H227ZM263 223V224H262ZM99 224V225H98ZM116 224L119 226V227H116ZM138 224H140L139 226H138ZM158 224H159V226H158ZM169 224V225H168ZM177 224H180L179 226H180V228L179 229H181L182 228V230L180 231L179 229H177ZM191 224V225H190ZM205 226H203V225ZM206 224H207V226H206ZM218 224H219V226H218ZM223 224V225H222ZM144 225V226H143ZM147 225H149V226H147ZM184 225H185V227H187V229L184 227ZM190 225V226H189ZM195 225H196V229H195ZM107 226H108V229H107ZM122 226V227H121ZM130 228H129V227ZM152 226H155V229H154V227H152ZM157 226V227H156ZM169 226H170V228H169ZM176 226V227H175ZM194 228H193V227ZM222 226H224L225 227V231H222L221 232V228H222ZM247 226V225H246ZM98 227V228H97ZM112 227V228H111ZM145 227V228H144ZM147 227V228H146ZM165 227V228H164ZM175 228V230H173L172 231V229H174ZM199 227V228H198ZM204 227V228H203ZM208 227H210L209 229L210 230H212V231H210V232H207V233H204V229L205 228H207L208 229ZM240 228L239 229V232L241 233H239L238 232V228ZM261 227V228H260ZM123 228V229H122ZM127 228H129V230H127ZM140 228H141V230H140ZM184 228V229H183ZM189 228H193V229H189ZM245 228L246 229H248L249 228V233L248 234H250V236L249 235H247L244 231H245ZM102 229V230H101ZM119 229L121 230H124V231H119ZM130 229H131V231H130ZM133 229H135V230H133ZM145 229V230H144ZM147 229V230H146ZM209 229H208V231H209ZM219 229V230H218ZM242 229V231H240ZM257 229V230H256ZM262 229V230H261ZM100 230V231H99ZM106 230H108V231H106ZM111 230V231H110ZM140 230V233H142V236H141V234L138 232ZM155 230V231H154ZM168 230H169V232H170V234L169 233H167L168 232ZM179 230V231H178ZM186 230H188L186 233H185V231ZM194 230V231H193ZM231 230V231H230ZM237 230V231H236ZM99 231V232H98ZM106 231V232H105ZM133 231V232H132ZM137 231V232H136ZM190 231L191 232H193V233H190ZM254 231H257L258 232V234H259V236H258V234H257V232H254ZM100 232L102 233V235L100 234ZM107 232H109V233H107ZM122 232V233H121ZM125 232V233H124ZM131 232V236H134L133 238H131V240H130V236H129V233ZM135 232V233H134ZM150 232H152V235H150ZM161 232V233H160ZM206 232V231H205ZM226 233V234H224L223 235V233ZM236 232H238V233H236ZM242 232H244L245 233V235L244 234H242ZM246 232H248V230L246 231ZM260 232V233H259ZM124 233V234H123ZM172 233H174V234H172ZM252 233V234H251ZM107 234H110V235H107ZM121 234H123L122 235V237H121ZM145 234H148V235H145ZM158 234V235H157ZM163 234H164V236H163ZM166 234V235H165ZM184 234H185V236H184ZM189 234V235H188ZM197 234V235H196ZM204 234V235H203ZM240 234V235H239ZM255 234V235H254ZM262 234V235H261ZM150 235V236H149ZM155 235V236H154ZM168 235H170V236H168ZM178 235H179V237H178ZM182 235V236H181ZM199 235V236H198ZM228 235V236H227ZM257 235V236H256ZM119 236V237H118ZM124 236V237H123ZM138 237V238H136V237ZM146 236H147V238H146ZM153 238H152V237ZM160 236V238H158ZM180 236L183 238V239H181L180 238ZM192 236V237H191ZM203 236V237H202ZM207 236V237H206ZM212 236V237H211ZM234 236V237H233ZM239 236H241L240 238H243L242 239V241L245 239L244 237L246 236H248V238L247 239H249V241L250 242H248L247 241V239H245L246 241H247V243H249V244H251V243H253L254 245H255V248H253L254 247V245L252 244V246L251 245H249V244H247V245H249L248 246V248L247 249H245V245H243L244 246V251L242 250H240L241 249V247H242V244L244 243V244H246V241H244V242H242L241 241V243H238L240 240V238L238 239V241L236 242V240H237V238ZM253 236V237H252ZM111 237V236H110ZM140 237H141V239H140ZM150 239H149V238ZM156 237V238H155ZM165 237V238H164ZM195 237V238H194ZM197 237H198V239H197ZM202 237V238H201ZM255 237H257L256 238V240H258L259 238H261V240L259 239L258 241H253V240H251V239H253L254 238V240H255ZM259 237V238H258ZM104 238V237H103ZM114 238H115V240H114ZM121 240H119V239ZM144 238V239H143ZM156 240H155V239ZM167 238V239H166ZM193 238V240H191ZM211 238H213V239H211ZM221 238V239H220ZM222 238H227V240H225L224 242H227V246H232V250L231 249H229L230 247H226L225 246V248H227V249H229V251L227 250L226 251V249H224V251L223 252H221L222 251V247H221V249H220V247H218L219 245H221V243H222V241H220V240H222ZM232 239L233 241H232V243H234L235 242V244H237V246H235V244H232L228 239ZM234 238V239H233ZM135 239V240H134ZM140 239V240H139ZM146 239V240H145ZM153 239V240H152ZM160 239H162V240H160ZM179 239L181 240V241H179ZM230 239V240H231ZM236 239V240H235ZM107 240V239H106ZM138 240V241H137ZM152 242H154V244L153 243H151L150 241ZM164 240H167V242L166 241H164ZM176 240H178V241H176ZM190 240H191V242H190ZM197 240V241H196ZM209 240V241H208ZM126 241V242H125ZM130 243H129V242ZM135 243H134V242ZM145 241V242H144ZM160 241H161V243H160ZM202 241V242H201ZM206 241H208L207 243H206ZM108 242V241H107ZM119 242V243H118ZM128 242V243H127ZM143 242V243H142ZM149 242V243H148ZM163 242H165L164 244H162ZM168 242H171V243H168ZM195 242V243H194ZM200 242H201V244H200ZM204 242V244H202ZM215 242V243H214ZM258 242V243H257ZM261 242V243H260ZM116 243H118L117 245H116ZM122 243V244H121ZM127 243V244H126ZM147 243V244H146ZM158 243H159V246H157L158 245ZM168 243V244H167ZM174 243V244H173ZM180 243V244H179ZM193 244V245H195V246H191V244ZM206 243V244H205ZM231 243V245H229V244ZM256 243V244H255ZM263 243V244H262ZM125 244V245H124ZM132 244V245H131ZM135 244V245H134ZM138 244V245H137ZM151 244V245H150ZM157 244V245H156ZM178 245L177 247L176 246H174V245ZM189 244V246L187 247V245ZM199 244V245H198ZM123 245V246H122ZM147 245H150V246H147ZM155 245V246H154ZM165 245V246H164ZM181 245H183V246H181ZM259 245V246H258ZM262 245V246H261ZM163 246V247H162ZM166 246H167V248H166ZM180 246V247H179ZM198 246H200V249L198 248ZM204 246V247H203ZM210 246V247H209ZM234 246V247H233ZM121 247L123 248V250L121 249ZM128 247V248H127ZM165 247V248H164ZM172 247H176L175 248V250H176V254H175V251H174V253H173V251H171V248ZM184 247V248H183ZM192 247V248H191ZM194 247V248H193ZM216 247H217V249H216ZM239 247H240V249H239ZM249 247H252L253 249H251V248H249ZM126 248H127V251H126ZM156 250H155V249ZM161 248L164 250V251H162L161 250ZM174 248H172V249H174ZM177 248H179V250L177 249ZM182 248V249H181ZM185 248H187L188 249V251H187V249H185ZM191 248V249H190ZM195 248H197V249H195ZM204 250H203V249ZM235 248H238V249H236L235 250ZM153 249V250H152ZM160 250V251H158V250ZM170 249V251L169 252H171V254H169L168 253V251L166 252V250H169ZM209 249V250H208ZM249 249V250H248ZM115 250V249H114ZM178 250V251H177ZM193 251V250H195V251H193V252H191V251ZM198 250V251H197ZM230 250H231V252H230ZM245 250H246V252H245ZM258 250V251H257ZM150 251V253H147V252H149ZM153 251H154V254H153ZM156 251V252H155ZM162 251V252H161ZM180 251H182V252H180ZM197 251V252H196ZM217 251H219V252H217ZM227 253H226V252ZM237 251V252H236ZM242 253H241V252ZM120 252V253H119ZM159 252H161L162 254H160V256H159V254L158 253ZM235 253L236 252V254L238 253L239 254V256L238 255H236V254H231V253ZM259 252V253H258ZM156 253V254H155ZM165 254V256H166V253H168L169 254V257H168V254H167V256L166 257H164V256H162V255H164ZM179 253V254H178ZM180 253H182L181 255L183 256H181L180 255ZM188 253H191V254H189L188 255ZM229 253V254H228ZM174 254V255H173ZM178 254V255H177ZM211 254H213V255H215V257H212V256H208V255H211ZM224 256H223V255ZM226 254H228V255H226ZM233 255V256H231V255ZM242 254V255H241ZM128 255H131L130 253L128 254ZM134 255H136V254H133V256L131 255L130 257H132L133 259H135L136 258V256H139V255H136L135 257H134ZM157 255L159 256V257H157ZM172 255V256H171ZM184 255H186V257H184ZM196 255V256H195ZM200 255V256H199ZM221 255V256H220ZM226 255V256H225ZM230 255V256H229ZM244 255V256H243ZM259 255V256H260ZM149 258H148V257ZM175 256V257H174ZM178 258H177V257ZM190 256V257H189ZM239 258H238V257ZM240 256H241V258H240ZM222 257L223 258H228L227 260H225V263H223V261H221V260H223L222 259ZM230 257H232L231 259V261H230ZM155 258H156V260H155ZM171 259L173 262H169V260H167V259ZM201 258V259H200ZM216 258V259H215ZM243 258V259H242ZM262 258V259H261ZM137 259V261H139L140 259H138V257L136 258ZM135 259V260H136ZM185 259V260H184ZM239 259V260H238ZM242 259V260H241ZM244 259H245V261H244ZM248 259L250 260L251 259V261H248ZM260 259V260H259ZM116 260H117V258H115V257H113V264H117V262H116ZM149 260V261H150ZM154 260H155V262L156 263H154ZM165 260H167V261H165ZM170 260V261H171ZM194 260V261H193ZM201 260V261H200ZM211 260H214V261H211ZM218 260V261H217ZM114 261H115V263H114ZM141 261V260H140ZM148 261V262H149ZM165 261V262H164ZM179 261V262H178ZM183 261V262H182ZM232 262V264H236V263H239V262ZM247 261H248V263H247ZM255 261H257V263L259 264H263V262H264V257H257V259L255 260ZM254 261V262H255ZM164 262V263H163ZM198 262V263H199ZM208 262V263H207ZM215 262V263H214ZM150 263V262H149ZM197 263V264H198ZM218 263V264H219ZM252 264V263H251ZM255 264V263H254Z\"/></svg>",
  "mask_w": 264,
  "mask_h": 264
}]
</instances>
